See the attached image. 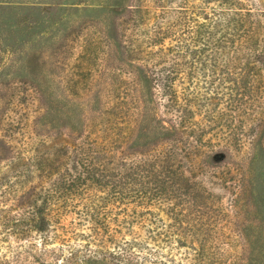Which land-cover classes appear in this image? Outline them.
<instances>
[{"label": "rangeland", "instance_id": "rangeland-1", "mask_svg": "<svg viewBox=\"0 0 264 264\" xmlns=\"http://www.w3.org/2000/svg\"><path fill=\"white\" fill-rule=\"evenodd\" d=\"M172 63L187 121L175 109L139 135L130 79ZM116 134L132 135L115 147L129 158L180 150L202 212L182 218L175 199L174 217L137 198L101 209L103 193L78 192L35 231L52 183L42 156L80 146L90 160ZM102 243L134 262L93 260ZM161 263L264 264V0H0V264Z\"/></svg>", "mask_w": 264, "mask_h": 264}, {"label": "trees", "instance_id": "trees-1", "mask_svg": "<svg viewBox=\"0 0 264 264\" xmlns=\"http://www.w3.org/2000/svg\"><path fill=\"white\" fill-rule=\"evenodd\" d=\"M145 71L148 74L146 81L130 79L124 103L125 112H130V117L134 116L135 124H141L139 135H142L151 123L154 125L155 131L165 130L164 115L171 114L175 109L180 111L181 123L186 122L188 118L187 105L185 102L177 106L178 97L173 83L179 73V68L172 63L168 66L163 65L157 71L155 69ZM147 82L150 84L149 88ZM160 106L161 111H159ZM116 135L108 147L105 145L104 148L97 149L95 157L90 160L86 153L78 150L80 146L77 149L74 147L75 151L71 153L64 150L63 147H59L50 155L42 156L43 159L38 161L36 166V172L52 183L49 185L46 199L43 201L45 208L43 206L38 208L37 201L34 200L31 226L35 231L42 232L50 225L48 213L45 211L47 210L46 206L52 200L66 203L78 192L103 193L105 198H101L102 202L99 206H106L107 201L123 202L127 198H137L142 201L166 204L169 208L168 212L174 217L177 216L173 212L174 204L170 207V203L172 199H175L178 201L177 204L180 203L186 208V211L182 210L180 213L182 218L202 212L205 196L203 197L199 189L195 188V184L190 183L186 173L179 171V166L176 164L178 158L176 150L178 149L169 145L166 148V153L161 152L155 157L129 158L122 149L115 151V147L128 143L132 135L126 134L123 135L124 137ZM139 135L138 137H140ZM184 155L188 156V153ZM193 189L195 191H192ZM103 206L100 208L102 209ZM85 210L86 216L88 215L90 218L100 213L98 208L93 209L89 206H86ZM94 238L87 244H95ZM102 245L98 244L99 247H102L100 251H93L91 257L93 260L99 256L103 260L109 258L115 261L123 260L127 263L134 262L135 257L127 255L129 248L119 247L115 250L114 248L109 249L103 243ZM199 255L202 256V253Z\"/></svg>", "mask_w": 264, "mask_h": 264}]
</instances>
